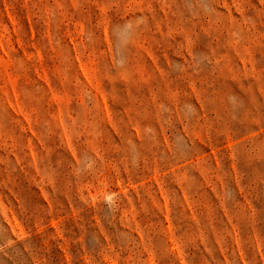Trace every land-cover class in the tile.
Instances as JSON below:
<instances>
[{"label": "rangeland", "instance_id": "obj_1", "mask_svg": "<svg viewBox=\"0 0 264 264\" xmlns=\"http://www.w3.org/2000/svg\"><path fill=\"white\" fill-rule=\"evenodd\" d=\"M0 264H264V0H0Z\"/></svg>", "mask_w": 264, "mask_h": 264}]
</instances>
